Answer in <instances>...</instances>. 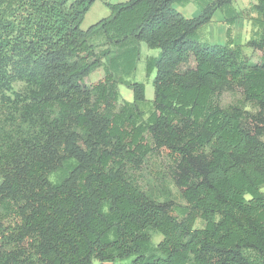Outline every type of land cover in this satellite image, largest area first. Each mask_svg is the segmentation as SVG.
<instances>
[{
	"label": "trees",
	"instance_id": "16d2710c",
	"mask_svg": "<svg viewBox=\"0 0 264 264\" xmlns=\"http://www.w3.org/2000/svg\"><path fill=\"white\" fill-rule=\"evenodd\" d=\"M95 1L0 0V264H264V0L201 2L194 18L174 8L187 0L105 3L82 30ZM216 10L226 41L202 43ZM250 12L254 37L234 44ZM141 44L159 50L147 114L144 84L123 79ZM154 153L184 206L133 179Z\"/></svg>",
	"mask_w": 264,
	"mask_h": 264
},
{
	"label": "rangeland",
	"instance_id": "374dc122",
	"mask_svg": "<svg viewBox=\"0 0 264 264\" xmlns=\"http://www.w3.org/2000/svg\"><path fill=\"white\" fill-rule=\"evenodd\" d=\"M127 0H97L90 7L88 12L85 15L84 20L81 24V29L86 30L89 26L95 24L99 20L109 16L110 10L106 7L105 3L116 4L120 2H125ZM252 6V5H251ZM251 6L243 11H249ZM242 12V11H239ZM250 14L254 13L250 12ZM246 15V14H245ZM248 15V16H249ZM247 16H244L246 18ZM252 19V17H251ZM255 32H253V25L251 24V34L249 39L254 37ZM202 43H211V44H224V41H219L212 38H201ZM245 44V43H244ZM244 52L251 62H257L261 58V53L259 51L252 50L250 48H245ZM159 53V50H151L146 47V45L141 44L140 56L136 63V69L129 77H123V79H128L130 81H135L142 83L145 86V99L146 104L141 106L140 109L147 114L151 109V102L153 100V78L154 73L150 76H147L145 73V59L146 57H156ZM187 66H183L184 70ZM103 77V70L99 68L92 72L85 80V84L91 86L96 83ZM119 92L121 100L126 102L132 101V92L124 87L123 85L119 86ZM240 99L239 94L224 93L220 97V104L222 106H228L238 102ZM169 158L167 156L159 155L157 153L149 155L144 161L142 168L135 172L132 177L139 184L141 189L151 198L155 199L158 202L171 201L174 205L181 207L185 203L181 199L178 190L174 187L170 178V169H169ZM264 191V187L262 189ZM202 226L201 221H197L195 227L200 228ZM161 240V236L158 234H152V241L154 244H157Z\"/></svg>",
	"mask_w": 264,
	"mask_h": 264
},
{
	"label": "crops",
	"instance_id": "0c3cea01",
	"mask_svg": "<svg viewBox=\"0 0 264 264\" xmlns=\"http://www.w3.org/2000/svg\"><path fill=\"white\" fill-rule=\"evenodd\" d=\"M210 0H187L182 4L174 5V8L186 18H194L200 14L199 4ZM96 2V1H95ZM107 3V2H106ZM255 4V0H234L232 8L236 11H243ZM87 15V14H86ZM255 17L250 14L246 18L236 19L232 26V39L234 44L244 45L249 40L251 34L252 19ZM226 29L224 14L220 10H216L211 18V21L199 29L200 39L212 38L219 41H226ZM256 28L253 26V32Z\"/></svg>",
	"mask_w": 264,
	"mask_h": 264
}]
</instances>
